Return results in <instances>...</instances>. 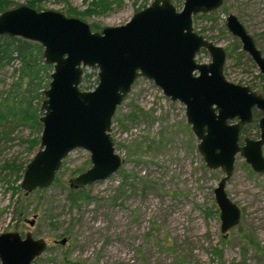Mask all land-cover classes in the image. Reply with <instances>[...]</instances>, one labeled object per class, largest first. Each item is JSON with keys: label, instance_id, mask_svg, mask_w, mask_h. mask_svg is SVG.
<instances>
[{"label": "rangeland", "instance_id": "rangeland-1", "mask_svg": "<svg viewBox=\"0 0 264 264\" xmlns=\"http://www.w3.org/2000/svg\"><path fill=\"white\" fill-rule=\"evenodd\" d=\"M0 1L6 9L33 5L60 11L97 31L125 24L152 2ZM173 1L183 8L184 0ZM231 13L264 53V0H224L214 13L196 17L195 30L227 49L229 80L264 93L258 66L226 27ZM198 58L210 61L206 53ZM20 65L15 45L1 39L0 116L9 115L0 121V233L30 232L44 238L47 249L32 264H264V173L237 154L226 192L240 207L241 219L222 232L214 190L225 173L207 166L187 122L186 106L147 77L137 78L113 118L115 147L124 160L117 173L81 190L71 188L70 179L91 166L90 153L77 148L64 159L50 187L27 194L21 187L24 172L18 178L12 167L26 168L40 149L43 111L40 126L32 119L17 124L10 114L27 96ZM78 190L87 197L73 203L71 192Z\"/></svg>", "mask_w": 264, "mask_h": 264}, {"label": "water", "instance_id": "water-1", "mask_svg": "<svg viewBox=\"0 0 264 264\" xmlns=\"http://www.w3.org/2000/svg\"><path fill=\"white\" fill-rule=\"evenodd\" d=\"M223 3L185 0L183 9L178 10L172 0H153L125 24L109 25L101 31L56 10L19 5L1 12L0 37L40 43L46 63L53 66L41 103L40 149L27 163L21 180L25 192L50 187L64 159L77 148L90 153L91 166L70 179L71 188L117 173L124 160L115 147L113 118L136 79L145 76L173 101L185 104L187 121L199 139L198 150L207 166L225 173L214 190L222 232L238 225L241 209L229 198L226 185L239 153L256 172L264 173V96L229 81L224 74L225 49L194 30V16L213 13ZM227 27L264 75V56L244 24L230 14ZM203 47L212 55L208 64L196 61ZM85 68L97 70L98 83L90 90L81 88ZM254 107L263 111L261 135L246 139L241 146L239 134L244 123L252 121ZM236 118L237 122H228ZM47 246L44 238L30 232L25 236L19 231L0 233L1 264H32Z\"/></svg>", "mask_w": 264, "mask_h": 264}, {"label": "trees", "instance_id": "trees-1", "mask_svg": "<svg viewBox=\"0 0 264 264\" xmlns=\"http://www.w3.org/2000/svg\"><path fill=\"white\" fill-rule=\"evenodd\" d=\"M6 8L7 4L0 1V13ZM1 39L7 40V42L15 45L17 57L21 62L20 80L25 81L26 85L25 90L27 96L18 104L19 107L10 110V114L14 115L16 118L14 119L17 124L26 123V120L32 119L34 124L40 126V104L44 98L43 91L48 87L51 80L53 66L46 63L45 59L43 58V46L40 43L21 37H11L8 35L0 37V40ZM97 83V70L93 68H85L81 88L90 90L95 88ZM8 115L9 113H2L0 116V121L6 118ZM5 166L11 167L14 165L7 163ZM12 168L18 172V178H21V173L24 172L25 166L18 165ZM79 189L81 190V188ZM80 190L77 192H71L70 200H72L73 203H76L82 199H86L87 196H85Z\"/></svg>", "mask_w": 264, "mask_h": 264}, {"label": "flooded vegetation", "instance_id": "flooded-vegetation-1", "mask_svg": "<svg viewBox=\"0 0 264 264\" xmlns=\"http://www.w3.org/2000/svg\"><path fill=\"white\" fill-rule=\"evenodd\" d=\"M153 1V0H152ZM173 1V0H172ZM185 1V0H184ZM173 3H174V1H173ZM151 4V3H150ZM149 4V5H150ZM175 4V3H174ZM149 5H147V6H149ZM176 5V4H175ZM30 6H32V5H30ZM147 6H145V7H143V8H141L140 10H142V9H144V8H146ZM183 6H184V4H183ZM32 7H34V6H32ZM176 7H177V5H176ZM35 8V7H34ZM37 9V8H36ZM183 9V8H182ZM181 9V10H182ZM38 10V9H37ZM179 10V9H178ZM217 11V10H216ZM214 13V12H213ZM208 14H212V13H207V14H202V13H200V14H197L196 16H194V22H195V19H196V17H198V16H200V15H208ZM231 14H234V13H231ZM230 15V14H229ZM228 15V16H229ZM236 15V14H235ZM237 16V15H236ZM133 17V16H132ZM238 17V16H237ZM240 20V19H239ZM241 21V20H240ZM242 22V21H241ZM243 23V22H242ZM245 26V25H244ZM92 27V26H91ZM226 27H227V22H226ZM228 28V27H227ZM245 28H246V26H245ZM92 29H93V27H92ZM247 29V28H246ZM94 30V29H93ZM194 30H195V27H194ZM228 30H229V28H228ZM94 31H97V30H94ZM230 31V30H229ZM247 31H248V29H247ZM195 32H197L196 30H195ZM231 32V31H230ZM249 32V31H248ZM199 35H202V34H200L199 32H197ZM250 33V32H249ZM231 34H232V32H231ZM251 34V33H250ZM234 35V34H233ZM205 39H207V40H210V41H212V42H214L215 44H218V43H216L215 41H213V40H211V39H209V38H207V37H205L204 35H202ZM236 38H238L236 35H234ZM253 37V36H252ZM254 38V37H253ZM239 39V38H238ZM240 40V39H239ZM254 40H255V38H254ZM241 42V41H240ZM255 43H256V40H255ZM241 44H242V42H241ZM218 45H220V44H218ZM256 45H257V43H256ZM220 46H222V45H220ZM223 47V46H222ZM257 47H258V45H257ZM224 49H225V51H226V61H227V57H228V52H227V49L225 48V47H223ZM259 48V47H258ZM242 49H243V46H242ZM260 49V48H259ZM244 50V49H243ZM261 50V49H260ZM245 51V50H244ZM246 52V51H245ZM261 52H262V54H263V56H264V53H263V51L261 50ZM203 53H206V54H208L209 56H210V61L209 62H202V61H200L199 60V55L200 54H203ZM248 53V52H247ZM249 54V53H248ZM250 55V54H249ZM251 56V55H250ZM251 58H252V56H251ZM253 59V58H252ZM196 61L198 62V63H210L211 61H212V55H211V53H210V51L209 50H207L206 48H201V50H200V52L197 54V56H196ZM255 62V61H254ZM225 65H226V62H225ZM225 65H224V74H225ZM257 65V64H256ZM259 68V67H258ZM85 70V69H84ZM260 70V69H259ZM260 73L262 74V72L260 71ZM196 75L197 74H199V72H196L195 73ZM84 76V75H83ZM98 76V75H97ZM225 76H226V74H225ZM262 76L264 77V75L262 74ZM141 77V76H140ZM142 77H145V76H142ZM139 78V77H138ZM226 78H227V76H226ZM149 79V78H148ZM228 79V78H227ZM137 80V79H136ZM150 80H152V79H150ZM229 80V79H228ZM154 81V80H153ZM229 81H231V80H229ZM231 82H233V81H231ZM234 83H236V82H234ZM156 84V83H155ZM237 84H240V83H237ZM157 85V84H156ZM241 85H244V84H241ZM158 86V85H157ZM244 86H249L253 91H255V92H257L258 94H260V95H263L264 96V93H261V92H258L255 88H253L251 85H244ZM160 87V86H159ZM161 88V87H160ZM162 89V88H161ZM263 89H264V87H263ZM162 91H163V89H162ZM163 93H164V91H163ZM170 98V97H169ZM171 99V98H170ZM172 100V99H171ZM184 104V103H183ZM185 105V104H184ZM253 119H252V121L251 122H247V123H244V125L242 126V128H241V131H240V134H239V144L241 145V146H244L245 144H246V139H259L260 138V135H261V131H260V126H259V122H260V120H261V118H262V116H263V111H261L260 109H258L257 107H254L253 108ZM187 116V115H186ZM238 121V119L236 118V119H234V120H229L228 122L229 123H235V122H237ZM188 122V121H187ZM191 125V124H190ZM191 128H192V126H191ZM251 129H255V131L253 132ZM193 131V130H192ZM194 133V132H193ZM195 135V134H194ZM196 136V135H195ZM196 138H197V136H196ZM198 139V138H197ZM199 140V139H198ZM199 144V143H198ZM262 151H263V155H264V145H263V147H262ZM252 167V166H251ZM253 169V168H252ZM254 170V169H253ZM255 171V170H254ZM260 173V172H259Z\"/></svg>", "mask_w": 264, "mask_h": 264}]
</instances>
